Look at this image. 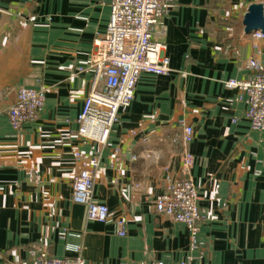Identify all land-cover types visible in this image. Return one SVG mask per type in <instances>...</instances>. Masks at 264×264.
Listing matches in <instances>:
<instances>
[{
    "label": "crops",
    "instance_id": "0c3cea01",
    "mask_svg": "<svg viewBox=\"0 0 264 264\" xmlns=\"http://www.w3.org/2000/svg\"><path fill=\"white\" fill-rule=\"evenodd\" d=\"M254 4L264 0L169 5L155 38L173 73H143L100 145L78 135L77 120L110 23L108 0H0V264L38 250L88 264H264V132L251 128L246 94L225 87L250 78V59L264 64V40L245 33ZM22 87L43 88L46 103L16 132L7 113ZM180 120L194 129L189 171L175 143ZM77 153L99 158L94 201L104 221H89L72 200ZM168 177L191 178L198 190L205 221L195 249L184 224L156 211Z\"/></svg>",
    "mask_w": 264,
    "mask_h": 264
},
{
    "label": "built area",
    "instance_id": "2783aa9c",
    "mask_svg": "<svg viewBox=\"0 0 264 264\" xmlns=\"http://www.w3.org/2000/svg\"><path fill=\"white\" fill-rule=\"evenodd\" d=\"M175 0H108L111 19L104 39L97 41L98 50L92 62L93 79L90 93L78 117V135L91 142L105 145L112 128L120 121L119 112L131 105L137 83L143 73L154 76H170L173 69L165 55V45L155 38L156 28L169 5ZM264 40V34L253 35ZM251 76L247 81L229 80L225 87L245 93L249 109L246 114L251 128L264 132V64L257 59L247 62ZM46 103L43 88L22 87L15 102L8 109L12 128L19 132L38 119ZM180 134L176 144L184 147L183 166L186 171L193 167V156L187 147L194 139V129L184 120L179 121ZM119 151H117L118 153ZM149 157L148 152L133 156L132 160ZM81 168L73 181L72 200L88 210L89 221H104L105 207L94 201L95 171L98 156L89 158L77 153ZM156 211L177 223L184 224L191 237L192 248L198 247L200 225L205 213L200 207L198 190L191 178L173 180L167 178L164 192L155 200ZM121 237L124 232L119 233ZM62 237H67L63 232ZM79 251V248H77ZM14 264H88L80 255L58 258L46 251H32L28 259L16 257ZM141 264H165L161 261ZM178 264H194L192 258Z\"/></svg>",
    "mask_w": 264,
    "mask_h": 264
},
{
    "label": "water",
    "instance_id": "95a60500",
    "mask_svg": "<svg viewBox=\"0 0 264 264\" xmlns=\"http://www.w3.org/2000/svg\"><path fill=\"white\" fill-rule=\"evenodd\" d=\"M7 14L0 10V27L5 23ZM245 33L254 35L257 32L264 34V4L251 5L244 18Z\"/></svg>",
    "mask_w": 264,
    "mask_h": 264
}]
</instances>
